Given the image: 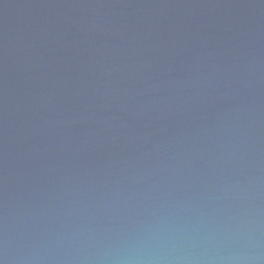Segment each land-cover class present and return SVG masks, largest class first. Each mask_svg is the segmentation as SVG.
<instances>
[{
    "label": "water",
    "instance_id": "obj_1",
    "mask_svg": "<svg viewBox=\"0 0 264 264\" xmlns=\"http://www.w3.org/2000/svg\"><path fill=\"white\" fill-rule=\"evenodd\" d=\"M0 264H264V0H0Z\"/></svg>",
    "mask_w": 264,
    "mask_h": 264
}]
</instances>
